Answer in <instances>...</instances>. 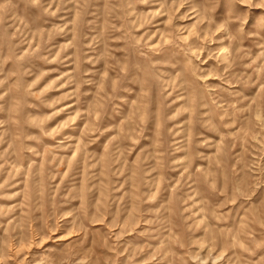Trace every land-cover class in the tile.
<instances>
[{"label":"rangeland","instance_id":"374dc122","mask_svg":"<svg viewBox=\"0 0 264 264\" xmlns=\"http://www.w3.org/2000/svg\"><path fill=\"white\" fill-rule=\"evenodd\" d=\"M0 264H264V0H0Z\"/></svg>","mask_w":264,"mask_h":264}]
</instances>
